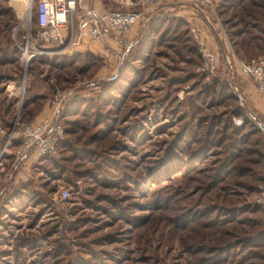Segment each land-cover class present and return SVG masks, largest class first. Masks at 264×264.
I'll list each match as a JSON object with an SVG mask.
<instances>
[{
  "label": "rangeland",
  "instance_id": "obj_1",
  "mask_svg": "<svg viewBox=\"0 0 264 264\" xmlns=\"http://www.w3.org/2000/svg\"><path fill=\"white\" fill-rule=\"evenodd\" d=\"M35 2L0 0V264H264V130L246 110L264 127V108L245 87L264 96L235 65L264 60V0H165L123 55L33 43ZM51 117V149L17 159L19 130Z\"/></svg>",
  "mask_w": 264,
  "mask_h": 264
},
{
  "label": "built area",
  "instance_id": "obj_2",
  "mask_svg": "<svg viewBox=\"0 0 264 264\" xmlns=\"http://www.w3.org/2000/svg\"><path fill=\"white\" fill-rule=\"evenodd\" d=\"M108 1L115 8L99 12L93 5L81 6L80 0H36L37 23L30 40L51 47H68L77 45L82 37L104 43L105 37L108 36L124 45L121 53L123 55L131 44L121 40L126 31L134 25H144L150 13L160 9L165 2V0ZM191 1L195 8H205L209 5V0ZM189 32L197 46L202 69L212 73L218 58L195 28H189ZM235 65L239 73L248 78L255 89L264 96V60L261 57H253L246 61L235 59ZM52 119L53 117L45 119L36 125H25L19 130L21 142L15 151L17 159L33 153L45 154L51 149L49 132L52 129ZM67 194L66 189L59 191L60 198L64 199ZM260 194L264 214V182Z\"/></svg>",
  "mask_w": 264,
  "mask_h": 264
},
{
  "label": "trees",
  "instance_id": "obj_3",
  "mask_svg": "<svg viewBox=\"0 0 264 264\" xmlns=\"http://www.w3.org/2000/svg\"><path fill=\"white\" fill-rule=\"evenodd\" d=\"M132 1H135V0H132ZM112 5V4H111ZM110 10V9H109ZM159 19H156V20H154L153 21V23H149L148 25H147V27H146V33L148 32V31H150V32H153V30H154V28L158 25V23H159ZM36 23H37V14H36V2H35V5H34V12H33V22H32V24H33V26L35 27V25H36ZM162 25L160 24V27H161ZM159 29V28H158ZM251 40H256V41H258V40H261V41H263V43H264V33H263V35L261 36V37H259V38H257V37H255V38H249V41H251ZM251 42H253V41H251ZM236 45H237V43H236ZM250 46V45H249ZM249 46H244L243 47V45H241L240 47V49H238V54L240 55V53H241V55H243V56H247L251 51H252V47H249ZM253 47H255V48H257V50L259 49V46L258 45H253ZM240 52V53H239ZM88 55V56H91V57H93V55H91L89 52H84V53H79V54H77V55H75V54H73V55H70L69 57L70 58H72V57H77V56H82V55ZM248 58H246V59H244V60H247ZM257 130H259V128L256 126V132H258ZM258 156H259V158H260V155H261V151L259 150V151H257L256 150V152H255ZM196 153H193L192 155H191V158H194L196 155H195ZM232 155V154H231ZM197 157V156H196ZM234 158H237V157H234ZM190 160V159H189ZM234 169H236V172L237 171H241L242 170V168L240 169H238V167H234ZM222 170H223V168H222ZM216 178V177H215ZM248 186V185H247ZM250 186V185H249ZM189 208V207H188ZM188 208H186L185 210H184V212L183 213H181L180 215H179V218H177V219H179V221H182V222H185L188 218H190L189 217V215L192 213V211H189L190 209H188ZM210 210H208V209H206L205 210V212H209ZM181 223V222H180ZM182 224V223H181ZM256 236L257 237H259V238H261V239H263L264 240V230L263 231H261V232H257V234H256Z\"/></svg>",
  "mask_w": 264,
  "mask_h": 264
},
{
  "label": "crops",
  "instance_id": "obj_4",
  "mask_svg": "<svg viewBox=\"0 0 264 264\" xmlns=\"http://www.w3.org/2000/svg\"><path fill=\"white\" fill-rule=\"evenodd\" d=\"M93 1V7L101 12L103 10L102 6L100 5V3L96 0H92ZM84 6V5H83ZM138 27L137 25H134L132 27H130L126 33L123 35V42L125 41H131V39H133V37H135L137 35V32H138ZM105 39L107 41H114L116 44H118L117 41L113 40L112 38L110 37H105ZM74 48H78L79 50H84L86 48L88 49H91L93 48L95 51H99L100 50V46H99V41L95 40V39H88V38H85V37H82L80 42L74 46ZM245 90L251 94V98L252 100L256 99L258 105H260L262 108H264V99L263 98H260L259 97V94L257 95L256 91L254 90V88L251 86V85H247L245 87ZM255 101V100H254Z\"/></svg>",
  "mask_w": 264,
  "mask_h": 264
},
{
  "label": "water",
  "instance_id": "obj_5",
  "mask_svg": "<svg viewBox=\"0 0 264 264\" xmlns=\"http://www.w3.org/2000/svg\"><path fill=\"white\" fill-rule=\"evenodd\" d=\"M221 55H222V59L226 65V68L228 69V71L232 74V69H231V66H230V62H229V59L228 57L226 56V53L224 52V50L221 48ZM240 102H242V100L239 98ZM248 114L254 119V121L257 123V125L262 129L264 130V127L263 125L254 117V115L248 110L246 109Z\"/></svg>",
  "mask_w": 264,
  "mask_h": 264
},
{
  "label": "bare ground",
  "instance_id": "obj_6",
  "mask_svg": "<svg viewBox=\"0 0 264 264\" xmlns=\"http://www.w3.org/2000/svg\"><path fill=\"white\" fill-rule=\"evenodd\" d=\"M27 10V9H26ZM27 15V14H26ZM26 17V16H25Z\"/></svg>",
  "mask_w": 264,
  "mask_h": 264
}]
</instances>
